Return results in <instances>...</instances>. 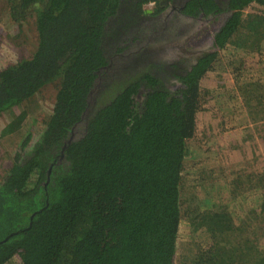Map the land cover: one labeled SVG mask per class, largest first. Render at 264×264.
<instances>
[{
	"label": "trees",
	"instance_id": "16d2710c",
	"mask_svg": "<svg viewBox=\"0 0 264 264\" xmlns=\"http://www.w3.org/2000/svg\"><path fill=\"white\" fill-rule=\"evenodd\" d=\"M8 1L12 21L25 26L33 19L36 43L30 56L0 69V120L7 122L0 123V139L17 136L30 122L27 105L44 86L56 81L57 92L37 138L20 134L0 175V240L15 232L0 243V264H264V169L248 175L261 197L241 215L225 207L187 214L194 229L210 232L211 242L179 263L188 141L199 113L214 105L212 89L221 87L205 80L218 53L199 61L181 96L156 90L137 106L139 83L131 82L84 121L107 65L106 24L122 0ZM232 2L238 12L219 46L259 51L264 12L246 10L253 3L264 7V0ZM239 89L253 121H262L264 84ZM218 126L212 130L221 132Z\"/></svg>",
	"mask_w": 264,
	"mask_h": 264
},
{
	"label": "rangeland",
	"instance_id": "374dc122",
	"mask_svg": "<svg viewBox=\"0 0 264 264\" xmlns=\"http://www.w3.org/2000/svg\"><path fill=\"white\" fill-rule=\"evenodd\" d=\"M9 8L8 0H0V69L22 57L30 56L36 43L33 19H29L25 26L19 25V22L12 21L9 16ZM256 11L264 12V7L253 3L246 13ZM230 43L217 51L215 68L205 76V80H211L212 85L221 82V87L212 89L214 105L211 104L210 109L199 113L197 133L188 141L190 153L185 161L181 192L184 219L179 234V263L188 261L200 248L211 242L210 232L204 227L194 229L187 218L188 213L196 209L203 211L225 207L235 217L242 214L243 208L257 205L261 197L260 190L254 188L257 180L248 175L260 173L264 169V119L253 121L252 117L256 114L248 113L239 88L250 83L264 84V41L259 51L256 46L242 47ZM101 71L103 73L96 83L104 86L95 91V107L109 101L116 92L131 82L128 77L112 82L111 78L117 71L106 67ZM56 88V81L48 83L28 103L27 118L30 122L24 123L17 136L1 137L0 175L8 167L7 159L19 149L21 136L31 131L34 140L39 135L44 127L45 115L53 109ZM107 90L108 95L103 100L102 95ZM135 102L137 106H141L137 98ZM252 107L254 112L255 103ZM20 111L16 110L18 113ZM4 117L0 120L2 127L7 124ZM213 124H219L221 132L218 129L214 132ZM262 131L263 135H260ZM231 136L234 137L233 140L230 139ZM10 264L20 263L11 261Z\"/></svg>",
	"mask_w": 264,
	"mask_h": 264
},
{
	"label": "flooded vegetation",
	"instance_id": "af4514ba",
	"mask_svg": "<svg viewBox=\"0 0 264 264\" xmlns=\"http://www.w3.org/2000/svg\"><path fill=\"white\" fill-rule=\"evenodd\" d=\"M232 1L122 0L106 24V69L117 71L111 81L139 83V105L156 90L181 96L199 61L221 50L218 38L238 12Z\"/></svg>",
	"mask_w": 264,
	"mask_h": 264
},
{
	"label": "water",
	"instance_id": "95a60500",
	"mask_svg": "<svg viewBox=\"0 0 264 264\" xmlns=\"http://www.w3.org/2000/svg\"><path fill=\"white\" fill-rule=\"evenodd\" d=\"M142 58V57H141ZM140 58V59H141ZM141 60H143V58L141 59ZM134 61L135 62H138V60H135L134 59ZM116 79V78H115ZM100 86H104V84H101V85H97V83L95 84V87L93 88V90L91 91V93H90V98L91 99H89V106H88V108H87V110H86V112H85V116H84V119H86L87 118V116H88V114H90V112H91V110L95 107V102H96V95H94L96 92L95 91H97L99 88H100ZM95 103V104H94ZM93 106V107H92ZM72 138L73 137H71V139L68 141V142H71V140H72ZM66 148V145H64V147H63V149H62V152H61V154H60V159H62L63 157H64V149ZM50 173H51V167H50V169L48 170V177H50ZM35 213H37V212H35ZM34 213V214H35ZM34 214L32 215V216H34ZM20 230H18V232H19ZM15 233V232H14ZM14 233H11L10 235H8L6 238H4L3 240H0V243H2V242H5L12 234H14Z\"/></svg>",
	"mask_w": 264,
	"mask_h": 264
}]
</instances>
